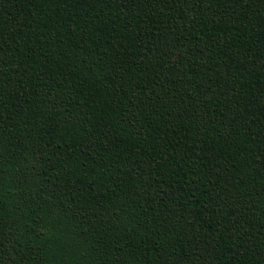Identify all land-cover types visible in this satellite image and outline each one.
Here are the masks:
<instances>
[{"label": "trees", "instance_id": "1", "mask_svg": "<svg viewBox=\"0 0 264 264\" xmlns=\"http://www.w3.org/2000/svg\"><path fill=\"white\" fill-rule=\"evenodd\" d=\"M0 264H264V0H0Z\"/></svg>", "mask_w": 264, "mask_h": 264}]
</instances>
